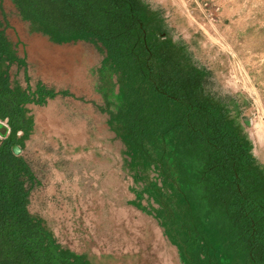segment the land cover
Listing matches in <instances>:
<instances>
[{"label": "rangeland", "instance_id": "rangeland-1", "mask_svg": "<svg viewBox=\"0 0 264 264\" xmlns=\"http://www.w3.org/2000/svg\"><path fill=\"white\" fill-rule=\"evenodd\" d=\"M127 2L109 43L0 0L25 211L59 264H264V0Z\"/></svg>", "mask_w": 264, "mask_h": 264}, {"label": "trees", "instance_id": "trees-1", "mask_svg": "<svg viewBox=\"0 0 264 264\" xmlns=\"http://www.w3.org/2000/svg\"><path fill=\"white\" fill-rule=\"evenodd\" d=\"M18 1L23 9L32 5L47 28L64 36L88 31L109 43L128 36L127 0ZM48 94H41L40 90V95L31 100L43 103ZM29 101L28 95L9 88L7 77L0 75V119L7 118L10 129V137L0 149V264H43L44 255L48 257L47 264H59L64 255L53 248L40 223L25 211L26 192L21 174L26 166L13 155L10 146L12 137L28 128L24 105Z\"/></svg>", "mask_w": 264, "mask_h": 264}, {"label": "water", "instance_id": "water-1", "mask_svg": "<svg viewBox=\"0 0 264 264\" xmlns=\"http://www.w3.org/2000/svg\"><path fill=\"white\" fill-rule=\"evenodd\" d=\"M7 133V128L5 126H0V134L5 135ZM14 151L16 152V149L14 148Z\"/></svg>", "mask_w": 264, "mask_h": 264}, {"label": "bare ground", "instance_id": "bare-ground-1", "mask_svg": "<svg viewBox=\"0 0 264 264\" xmlns=\"http://www.w3.org/2000/svg\"><path fill=\"white\" fill-rule=\"evenodd\" d=\"M97 206H98V205H97ZM99 208H100V207H99ZM97 209H98V207H97ZM112 224H113V222H112ZM113 225H114V224H113ZM113 225H112V226H113ZM105 229H106V228H105ZM109 229H110V228H109ZM113 229H114V228H113ZM125 230H126V229H125ZM118 231H119V230H118ZM115 232H116V231H115ZM113 235H114V234H113Z\"/></svg>", "mask_w": 264, "mask_h": 264}]
</instances>
